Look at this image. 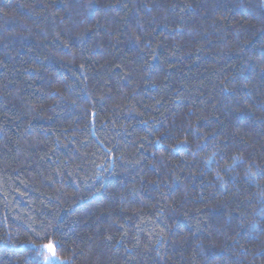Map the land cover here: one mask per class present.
<instances>
[{"label":"trees","instance_id":"16d2710c","mask_svg":"<svg viewBox=\"0 0 264 264\" xmlns=\"http://www.w3.org/2000/svg\"><path fill=\"white\" fill-rule=\"evenodd\" d=\"M264 264V0H0V264Z\"/></svg>","mask_w":264,"mask_h":264},{"label":"snow or ice","instance_id":"6c2138e0","mask_svg":"<svg viewBox=\"0 0 264 264\" xmlns=\"http://www.w3.org/2000/svg\"><path fill=\"white\" fill-rule=\"evenodd\" d=\"M43 248L48 251L49 253H51V256L48 260V264H55V260H56V253H55V248L52 244H46L43 246Z\"/></svg>","mask_w":264,"mask_h":264},{"label":"rangeland","instance_id":"374dc122","mask_svg":"<svg viewBox=\"0 0 264 264\" xmlns=\"http://www.w3.org/2000/svg\"><path fill=\"white\" fill-rule=\"evenodd\" d=\"M50 256H51V253L48 252L45 264H48V260H49ZM55 264H59V262L57 260H55Z\"/></svg>","mask_w":264,"mask_h":264}]
</instances>
